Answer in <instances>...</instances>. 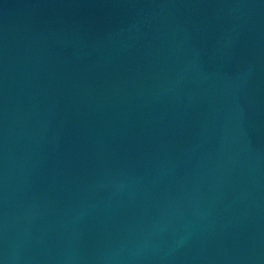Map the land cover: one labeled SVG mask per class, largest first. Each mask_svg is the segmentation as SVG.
I'll return each mask as SVG.
<instances>
[{"label":"water","instance_id":"95a60500","mask_svg":"<svg viewBox=\"0 0 264 264\" xmlns=\"http://www.w3.org/2000/svg\"><path fill=\"white\" fill-rule=\"evenodd\" d=\"M0 264H264V0H0Z\"/></svg>","mask_w":264,"mask_h":264}]
</instances>
